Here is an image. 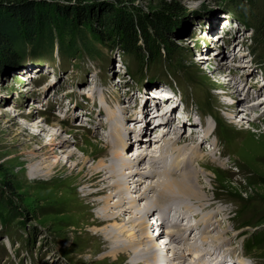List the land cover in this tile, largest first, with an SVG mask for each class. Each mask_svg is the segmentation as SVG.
Returning <instances> with one entry per match:
<instances>
[{
	"label": "rangeland",
	"instance_id": "obj_1",
	"mask_svg": "<svg viewBox=\"0 0 264 264\" xmlns=\"http://www.w3.org/2000/svg\"><path fill=\"white\" fill-rule=\"evenodd\" d=\"M23 1L26 0H0V9H11ZM27 1L68 8L81 7L97 14L107 6L114 5L133 15L167 16L166 39L179 47V53L173 61L161 60L152 67L143 66V62L125 58L120 47L107 42V46L93 44L91 49L97 51L94 52L96 54L89 55L80 50L78 56L68 58L61 57L55 48L52 59L45 57V60L38 61L23 60L19 66L9 67L6 72L0 73V188L4 187L5 199L12 205L9 206L6 202L3 205V200H0V264H133L129 248L112 254L116 242L104 230L109 224L126 223L127 230L130 231L136 221L130 223L124 217L129 218L133 214L111 206L118 215L116 221H109L104 226L97 223L104 221L98 217L101 207L110 202L115 203L119 198L118 194L112 195V190L104 187L114 181L113 177L101 183L100 179L85 183L80 180L78 169L74 171L73 168L75 164L83 162L84 157H88L85 161V174L90 166L100 160L112 159V144H115L110 134L113 133L114 124L109 127L103 123L108 120L107 114L116 110L123 120L120 124L116 122V125L124 136V132H128V127L132 125V121L127 122L133 114L132 109L136 107L137 115L139 114L136 105L139 101L134 97L135 94L154 101L155 108L152 111L159 118L173 117L169 111L164 112V105L171 103L164 97L160 99L151 93L171 90L166 83L178 86L188 108L191 111L192 108L196 109L200 115L204 114L202 109H206L211 114L218 112L224 116L226 108L223 104L230 105V98L224 97L228 94L233 97L235 86L240 88L241 81H245L242 85L246 89H256L253 97L247 100L259 98L261 101L264 84L259 85L254 81L258 77L264 79V0ZM248 22L254 28L260 27V32L246 26ZM175 23L184 29L182 36L177 34ZM94 25H97L96 21ZM141 42L139 45L142 46ZM208 54L214 59L207 64H199L200 55ZM12 58L13 55L2 56V67H8ZM37 75L39 79L30 83L29 78ZM223 78L227 80V84H222ZM162 82H166L164 84L167 87L161 86ZM156 85L161 88L155 87ZM227 90L229 92L224 94ZM240 96L238 94L237 97L239 114L246 117L245 122L251 118L259 119L252 124V129L245 131H239L243 127L228 125L230 137H223V142L219 143L223 156H219V148L213 152L197 149V145L189 144L191 140L185 135L186 132H178L188 139L184 143V150L188 145V155L195 156L194 150L200 152L201 163L196 162L193 167L199 171L197 186L206 196L201 203L203 207L208 203L206 209H201L209 213L206 218L216 216L213 224L219 226L211 233L214 236L206 242L198 240L195 243L194 236L187 241L179 238L177 241H180V248L175 264H181L180 255L184 252H200L208 263L220 264L232 257L235 261L239 259L248 264H264V243L252 244L250 251L244 248L246 254L243 249L244 245L251 244L252 235L263 230L260 224L264 223V115H261L264 112V102L259 104L260 101H257L244 107L248 101ZM33 104H37L38 108L33 110ZM9 105L15 111L6 112ZM47 106L49 108L46 109ZM197 106H201V109ZM257 114L259 115L256 116ZM22 117L24 120L29 119L31 124L26 126L21 121ZM154 120L157 119L152 121ZM206 121L215 125L214 118L210 116L206 117ZM37 125L45 126L46 131L43 136L33 138L32 133L38 130ZM53 127L57 133L56 138L60 140L57 143L63 145L60 148L54 147L52 152L58 154L60 161L55 168L50 169L52 166L49 161L53 158L46 159L44 153L50 149L47 142L55 134ZM153 127L149 133L151 138V134L157 132ZM160 140L159 138L158 142ZM153 142L154 138L151 142L148 141L146 148L150 149ZM232 149H237L233 154L237 166L230 165L232 159L229 152ZM70 150H75L77 155L70 158ZM207 157L214 160L213 164L218 165L217 169L224 168L227 169L226 172L209 168ZM139 166L142 167L141 162ZM38 167H41L40 171ZM46 170L49 173L44 174ZM159 171L160 174H153L155 181L159 180V176H164ZM146 178H143L145 183L135 182L140 189H134L137 191L134 194L143 192L148 185ZM10 182L12 191L5 188ZM102 187L104 192L100 193ZM157 189L149 197L139 200L141 207L154 203L158 198ZM86 190L95 193L91 197H85ZM166 196L178 202L190 200L176 194L169 193ZM166 196L159 198L160 202ZM167 205L168 201H164V206ZM177 207L175 209L182 212V203ZM12 211H16L13 217ZM152 214L154 216L155 212ZM188 219V222L180 220V225H193L195 235L202 229V221L200 218ZM197 223L200 225L197 226ZM170 246L174 249L177 242L170 243ZM165 252L163 255L169 258V251ZM248 253L251 254L249 258L246 256ZM139 258L144 260L141 255ZM149 261L151 259L146 260V264Z\"/></svg>",
	"mask_w": 264,
	"mask_h": 264
},
{
	"label": "bare ground",
	"instance_id": "obj_2",
	"mask_svg": "<svg viewBox=\"0 0 264 264\" xmlns=\"http://www.w3.org/2000/svg\"><path fill=\"white\" fill-rule=\"evenodd\" d=\"M222 38H223V36L220 39H222ZM219 42H221V41H219ZM240 54L242 55L243 53H240ZM199 59H200L198 61L199 64H207V62L209 60L212 61L214 58L211 56V54H208V55H200ZM205 59H206V61H204ZM246 67H249V66L247 65ZM221 80H222L221 81L222 84L228 83L227 80L224 78ZM224 80L226 82H223ZM254 83L259 84V85L264 84V79H261V77L260 78L258 77L257 80L254 81ZM155 87L161 88L160 85H156ZM236 88L237 87L235 86V92L233 93L234 96L238 93L237 91L239 88H237V89ZM151 93L153 95L159 97L160 99L162 97H164L166 99L169 98V95H168L169 92H166V91H164L162 93H156V94L153 91ZM134 97L137 99V101H139L138 104L135 103L138 106L137 108H138L139 114L137 115L136 121L132 122V124H134V125L141 124L143 126L144 133H146V129H148V128L151 129L152 126H154L156 123V122L152 123L153 119H157L154 116V113L152 111L153 108H155V104H154V101H151L149 99L141 97L140 95L135 94ZM257 101H260V99H258ZM257 101L253 100V102L250 104H254ZM147 102H148V105L150 107H148ZM262 102H264V95L261 96V101L259 104H261ZM167 104L168 103H166L164 105V108H165L164 112L169 111V109L166 107V106H168ZM10 107H11V105L7 106L6 112L14 110V108H10ZM37 108H38L37 104H33L32 109L35 110ZM178 110L179 109L174 110L173 113L174 112L177 113ZM112 112L110 114H107L108 120L106 123L105 122L103 123V125H106L109 127H110V125L114 124L113 133L110 134L111 138L113 139V143L115 144V145L112 144V147H114L113 148L114 151H112V154H111L112 159L109 158L110 160H108V161L100 160L97 164L95 163L92 166H90L88 172L85 174H83L84 171L86 170L85 161L88 160V157H84L83 162H79L78 164H75V166L73 168L74 171H76L78 169V172L81 174L80 180H82L85 183H87V182L91 183V181H94L96 179H100L99 183H101V181L105 182L109 178L113 177L114 181L110 182L108 185H106L104 187L109 189V190H112V193H111L112 195L118 194L119 198H117L115 203L110 202V204H108V205L104 204L101 207V210L98 213V217L104 221H97L98 224L104 226L109 221H113V222L116 221V219L118 218V215H117V213H115L113 211L111 206H114L116 208H120L121 210H123L125 212H129V213L133 214L129 218L124 217V220L128 219V221L130 223H133L136 221V224L132 226V229L130 231L127 230L128 228L126 227V223H122L121 225L113 223V224H109V226H106L104 228L105 233H108L109 235H111L110 239H112L116 242V244L114 245V248L112 249V251H114V252H112V254L118 253V252H116L117 250H119V252H120V251H125L129 248L131 250L130 253L132 255V258L131 257L130 258H131V262L133 264H136V263L137 264H143V263L146 264L147 263L146 260H148V259H151V261H149L150 263H148V264H161V260L163 262L165 260H168L169 258H166V256L163 255V254H166L165 250L169 246L167 244V238L164 236L163 244L159 245L157 243V241H155V239L153 238L154 236L152 234H150V231L148 230L149 225L147 223V220H149V217L151 215H153L152 213L155 212V215H156L158 213V211L164 207H165V209L168 210L167 211L165 209H162V211H161V216L165 219L172 217V220L176 221L178 223H180V220H182V221L187 220V222H188L189 221L188 218H200L201 219L202 224H203L202 229H199L198 233H196L195 235H194L193 225L187 224L185 226H182L181 228L174 227L176 229V231L179 233V238L181 241L182 240H185V241L191 240L192 236H194V238H195V240H194L195 243L198 242V240H201L203 242L209 241V238L214 236L211 233H214V231L218 229L219 225H214L215 223L213 224L216 216H214L212 218H210V217L206 218V216L209 213L205 210H202V209H206V207H208V203H207L206 207H203L202 203L205 201L206 196H205L204 192H202V190L200 191V189L197 186V182H199V171L194 170V167H193V165L196 162H198V164H199V162L201 161L199 159L200 152H199V150L197 152H196V150H194L193 154L195 156L188 155L187 154V148H188L187 144H186L187 147H185V150H184L185 141H188V139H189V140H191L192 144L196 145V142L199 141V138L193 136V138L188 137V139H186L184 135L181 136L178 133H176V136L171 138L174 140L171 143L168 142L169 144L167 145V144L162 142L165 139V137L168 136V135H164L163 137L160 138L161 139L160 142H158V143L153 142L150 145V149L146 148V150L148 149L147 151L145 150V151L141 152L137 156V158L134 159L135 154H133L132 151H127V150H129V143L125 140L123 134L121 133V129H119L116 125V122L120 124L123 122V120L120 119V116L117 114L116 110H114V111L112 110ZM259 114H257L256 116H258ZM261 115H264V112ZM235 116L238 117L237 115H235ZM30 117H32V116H30ZM21 121L24 122L26 126L31 124L29 122L30 121L29 119L24 120L23 117H22ZM241 121H243V120H241ZM174 122H175V119L171 118L167 124H173ZM33 123H35V121ZM125 123H126V120H124V124ZM163 123L166 124L165 120ZM157 124L160 125L158 127L159 129L164 128V127H161V126H163L162 123H157ZM128 128H130V127H128ZM37 129L38 130L35 131V133H32L33 138H39V137L43 136V133L46 131V127L43 125L42 126L37 125ZM53 131L55 134L47 142V145L49 144L48 147L50 149H49V151L44 153L46 159L50 160L51 158H53V159H51V161H49L50 165L52 166L50 169H52L53 167L55 168L56 165L60 161L58 154H56L55 152H52L54 147L60 148V146L63 145V143H59V144L57 143L60 140L56 138L57 133H56V130L54 129V127H53ZM163 131H165V130H163ZM154 134H156V132ZM154 134H151L152 138L150 137L149 134L147 135V136H149V138H148L149 142L152 141ZM130 136H131V134H130ZM210 137L211 136H209V137L207 136L206 138L209 139ZM139 142H141V141H139ZM204 143H205V141H202V142L199 141V143L197 145V149L205 150L207 148V146ZM153 144L155 145V148L153 147ZM136 145H140V143H138V144L136 143ZM141 147H144V145ZM191 147H192V145H191ZM65 150L66 149H64V151ZM52 153H55V154L51 155ZM68 153H69L68 156L70 158L75 157L77 155V152L75 150H70ZM109 161L110 162L113 161L114 163H110ZM139 162H141L142 167L139 166ZM145 162L147 164L146 167L144 164ZM66 163L67 162H64V164H66ZM40 168L41 167L37 168L38 171L41 170ZM150 168L152 170H150ZM158 171L161 172V175L163 174L164 176L163 177L159 176V180L155 181L153 174H155V175L160 174V173H158ZM47 173H49V170H46L44 174H47ZM177 175H179V177ZM144 177H147L145 180L147 181L148 185L146 187H144L143 192L134 194L135 192H137L134 189H140L139 184L135 185L136 184L135 182L145 183L144 179H143ZM99 183H97V184H99ZM123 183H126V184H123ZM175 183L177 184L176 186H175ZM104 187L101 188L100 193L104 192ZM155 188H158L157 189V197L158 198H156L157 200L155 199L156 201L154 200V203L147 204L144 207H141L142 205L139 202V200L141 201L143 197L144 198L149 197L151 192L153 190L155 191ZM175 188H178V189L175 190ZM125 192H129V194H133V195H131V197L129 198ZM187 192H189V193H187ZM94 193H95L94 191L86 190L84 196L85 197H91L94 195ZM169 193L180 195L183 198L184 197L190 198V200L188 202H178L176 199L166 196ZM124 195H126V196H124ZM165 196H166V198H164L160 202L159 198H162ZM195 199H198V200H195ZM101 200H103V198ZM104 200H107V198ZM164 201H168L167 206H164ZM127 203H129L128 206H127ZM181 203H182L184 208L181 207L182 212L177 211L179 213L178 214V213H176L175 208H178L177 206H179ZM96 205L100 206V204H96ZM123 207H125V208H123ZM134 209H135V211H134ZM200 212L203 213V215ZM210 213H212V212H210ZM196 225L198 226L200 224L197 223ZM214 226L216 228H214ZM110 227L112 229H110ZM136 229H137V231H136ZM208 234H211V235L207 238ZM159 238H162V237L160 236ZM172 242L173 241L171 240L170 243H172ZM176 242H177V246H176L175 250L179 253L180 241L179 242L176 241ZM215 242H217V241H215ZM139 243H140V245L138 246ZM141 243H143L144 245ZM150 243L153 245L151 246ZM157 247H158V249H160V251H161V248H164V249H162V251H163L162 252V255H163L162 259H159L156 256H152V257L150 256L149 250L151 248H157ZM221 247H223V246H221ZM140 255L142 258H144V260H142V261L139 260ZM181 255H180V259H181L182 264H209L206 260H204V258L202 257L200 252H192V253L184 252ZM208 256H209V254H208ZM136 258H138V261H136ZM187 258H188V260L186 261ZM194 258H199V261L194 262ZM183 259H185V260H183ZM169 264H174V263L171 261Z\"/></svg>",
	"mask_w": 264,
	"mask_h": 264
},
{
	"label": "trees",
	"instance_id": "obj_3",
	"mask_svg": "<svg viewBox=\"0 0 264 264\" xmlns=\"http://www.w3.org/2000/svg\"><path fill=\"white\" fill-rule=\"evenodd\" d=\"M161 15H133L132 12L117 9L114 5L107 6L97 14L81 7L51 6L27 0L11 9L2 8L0 73L19 66L23 60L38 61L45 60V57L52 59L55 48L61 57L68 58L78 56L80 50L89 55L96 54L94 52L97 51L91 49L93 44L107 46V42L120 47L125 58L143 62V66L152 67L161 60L173 61L179 53V47L166 39L167 16ZM95 21L97 25H94ZM175 26L177 34L182 36L184 29L178 23ZM246 26L254 28L249 22ZM259 28L255 26L254 30L258 31ZM140 41L142 46L139 45ZM8 55H13V58L8 67L3 68L1 58ZM5 188L12 191V183L6 184ZM3 189L4 187L0 188V200H3V205L6 202L12 206L5 199L6 191L3 192ZM14 213L16 211H12V217ZM252 240L253 245L264 243V231L259 232Z\"/></svg>",
	"mask_w": 264,
	"mask_h": 264
},
{
	"label": "water",
	"instance_id": "obj_4",
	"mask_svg": "<svg viewBox=\"0 0 264 264\" xmlns=\"http://www.w3.org/2000/svg\"><path fill=\"white\" fill-rule=\"evenodd\" d=\"M199 15V14H198ZM259 98L255 99L254 101H257ZM248 104L252 103V101H248Z\"/></svg>",
	"mask_w": 264,
	"mask_h": 264
}]
</instances>
